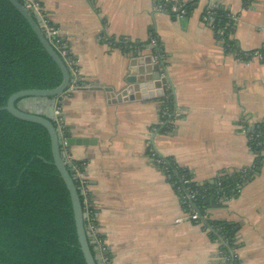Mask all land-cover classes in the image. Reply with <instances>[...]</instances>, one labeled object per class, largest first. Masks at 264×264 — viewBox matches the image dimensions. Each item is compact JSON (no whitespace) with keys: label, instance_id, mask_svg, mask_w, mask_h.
Returning a JSON list of instances; mask_svg holds the SVG:
<instances>
[{"label":"crops","instance_id":"1","mask_svg":"<svg viewBox=\"0 0 264 264\" xmlns=\"http://www.w3.org/2000/svg\"><path fill=\"white\" fill-rule=\"evenodd\" d=\"M35 1L86 83L63 96L60 108L68 136L91 140L68 146L66 154L81 163L109 264H223L219 242L203 221L187 218L149 148L187 168L198 182L250 167L255 154L244 128L264 122V61L242 60L223 47L203 18L207 0L183 17L154 12L153 0ZM219 4L236 16L230 37L237 48L260 49L264 0ZM152 36L166 55L169 83L154 87L152 98L114 101L132 62L154 61ZM124 39L145 43L139 59L123 50L118 42ZM166 90L180 113L171 132L157 129ZM223 203L209 209V217L235 223L238 264H264V153L258 173Z\"/></svg>","mask_w":264,"mask_h":264},{"label":"trees","instance_id":"2","mask_svg":"<svg viewBox=\"0 0 264 264\" xmlns=\"http://www.w3.org/2000/svg\"><path fill=\"white\" fill-rule=\"evenodd\" d=\"M19 1L25 3V0ZM197 1L183 3L185 16ZM212 11L210 26L227 51L242 60H248L258 53L264 61V44L260 49L251 51L238 49L230 37L235 26L231 13L221 4ZM151 39L156 40L152 46L153 55L165 59L158 39L154 36ZM61 43L67 46L62 38ZM118 43L124 51L132 49L133 53L145 45L124 40ZM53 49L60 54L58 49ZM62 78L60 68L43 49L26 19L9 0H0V107L15 92L52 89L61 83ZM71 84L74 88L67 87L57 97L59 107L63 96L71 95L73 90L86 83L76 78ZM18 101L15 100V105ZM160 108L161 122L157 129L171 132L173 126L170 120L177 108L170 90H166L161 97ZM53 124L56 126L54 121ZM249 128L246 132L247 143L255 154L253 164L239 170L222 171L212 181L198 182L187 168L179 166L172 158L155 155L160 159L158 167L178 194L182 195L185 190L196 193L192 207L208 227L211 238L219 242V256L224 264L239 263L235 253L236 226L228 220L211 219L209 209L224 206L223 201L236 196L241 186L259 171L264 153V122H257ZM63 131L68 136L65 126ZM73 167L81 168V163L73 162L68 167L71 176ZM74 183L85 211L79 184L76 180ZM90 209L94 217L95 211L91 205ZM84 226L90 235L87 230L88 217L84 220ZM89 247L95 255L97 242ZM102 254L108 256L106 249ZM0 264H86L77 240L69 192L53 164L47 130L36 122L19 119L6 110H0Z\"/></svg>","mask_w":264,"mask_h":264},{"label":"water","instance_id":"3","mask_svg":"<svg viewBox=\"0 0 264 264\" xmlns=\"http://www.w3.org/2000/svg\"><path fill=\"white\" fill-rule=\"evenodd\" d=\"M9 1L26 19L33 32L37 36L43 49L60 68L63 78L61 83L52 89H27L15 92L8 98L6 104L0 107V110H6L19 119L36 122L47 130L50 138L53 164L57 168L69 192L77 240L85 263L101 264V256L99 255L98 247L94 248L95 255H93L90 250L89 245L95 241L91 235H88L84 226L86 213L82 209L74 179L68 171L70 163L66 158V151H64L62 148V137L59 134L56 126L53 124L55 118L54 108L58 104L57 97L60 96L64 90L71 85L73 78L62 58L47 41L43 26V19L39 15L38 11L33 8H26L19 0ZM140 51L141 50H139L137 53H133L131 50L127 53L130 54L133 60H137L139 59L138 57L140 55ZM132 65L134 66V70L132 71V74H130L125 79L127 85L125 88L115 94L114 101L121 102L122 100H133L135 98H152L151 90L154 89V87L165 88V85L169 83L168 77L165 76L164 61L154 60L152 62L151 57H145L141 58L140 62H132ZM76 89L85 88L78 87ZM107 91L109 92V90ZM16 99H19V101L15 105L14 102ZM57 115L62 117V112ZM64 141L67 147L71 145H86L91 143L90 139L72 138L70 136H65Z\"/></svg>","mask_w":264,"mask_h":264},{"label":"built area","instance_id":"4","mask_svg":"<svg viewBox=\"0 0 264 264\" xmlns=\"http://www.w3.org/2000/svg\"><path fill=\"white\" fill-rule=\"evenodd\" d=\"M183 3L184 2L174 1V0H153V11L159 12V13H166L169 15L173 13V15L176 17H183L185 15V9L183 8ZM218 4H219V0H207V4L203 10V18L206 21L212 20V14H213L212 9L215 8ZM24 6L28 9L33 8L38 11L39 15L43 19V26L45 29L47 41L52 47H55L56 49L59 50V53H60L59 55L64 61V63L66 64V66L68 67L71 73V76L73 77V79H76L77 69H76L75 62L70 57V53L66 48L67 46L61 43V36H60L59 30L53 25L49 24L48 21L43 17V15L41 14V7L38 4V2H36L35 0H25ZM231 18L233 20H236V16L232 14H231ZM124 41H127V39H124ZM151 42L154 45L156 40L153 39L151 40ZM254 56H260V55L258 53H255ZM154 60L164 61V59H159L156 55H154ZM70 87L74 88L72 84L70 85ZM60 112H61V108L58 105H56L54 108V116H55L54 122L56 123V128L58 129V132L61 135L62 140H63L62 148L64 149V151H66L67 145L64 141L65 135L63 131L64 123H63L62 117L57 115ZM179 116H180V113L179 111L176 110L174 117L170 121L178 118ZM249 129H250L249 127H246L244 128V131L247 132ZM149 150L152 156L155 157V153H153L154 152L153 149L149 148ZM66 158L68 162L70 163V167H71V165L73 164V161L70 160L68 156ZM155 162L157 164L160 163V159L155 157ZM72 171H73L72 178L78 182L81 194L83 196V207L85 210L84 212L86 213V217H88L87 230L90 233V235L93 236L94 241L97 242V245H98L97 247L99 249V255L101 256V259H100L101 264H109L110 261H109L108 256L102 254V252L105 251V247L101 241V238L100 237L97 238V235L99 234L95 228L94 217L91 215L89 198H88V194L86 191V179L81 173L79 167H73ZM195 194L196 193L185 190V192L182 195H180L179 193V200L181 202V205L183 206V209L185 211L187 218L193 221L200 222L201 217L198 211L192 207V202L195 199ZM184 204L186 205V207H184Z\"/></svg>","mask_w":264,"mask_h":264}]
</instances>
